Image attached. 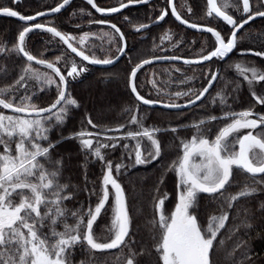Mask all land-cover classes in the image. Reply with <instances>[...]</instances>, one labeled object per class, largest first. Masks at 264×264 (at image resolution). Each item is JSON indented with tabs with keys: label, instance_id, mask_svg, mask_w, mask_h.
Listing matches in <instances>:
<instances>
[{
	"label": "snow or ice",
	"instance_id": "obj_1",
	"mask_svg": "<svg viewBox=\"0 0 264 264\" xmlns=\"http://www.w3.org/2000/svg\"><path fill=\"white\" fill-rule=\"evenodd\" d=\"M12 3L18 6L21 0H12ZM70 3L71 0H61L47 12L38 11L35 15H24L13 7L0 6V15L15 17L25 22V26L18 30L11 46L0 41V57L3 60L15 56L22 61L18 70L0 62V78H11L12 81L0 87V108L11 110L13 113L5 115L0 111V264H71L69 257L77 247L101 252L120 249L123 264H217L216 249L220 243L217 238L229 223L230 215L235 214L239 220L238 224L232 226L234 234L243 230L249 235L255 227L253 222L255 210L243 209L244 216L241 218L236 205L242 199L252 198L261 191L257 185H264V176L257 179L258 174H264V112H254L253 108L240 112L233 111L228 104V95L218 92L211 103L215 105L218 102L223 115L220 117L209 115L191 121L183 129L192 132L190 139L179 137L178 133L181 131L179 126L146 127L144 124L146 116L140 114L141 103L143 105L162 103L167 109L180 111L202 100L213 87V82L217 80L219 74V70L213 71L209 68L207 85L195 92L189 89L187 92L164 94L167 95V100H162L159 98L162 90L157 89V99L145 98L138 91L137 73L154 60L180 59L175 55L164 57L153 55L150 59L139 60L129 69L126 84L137 104L134 109H124L129 114L126 124L100 130L91 116H87V124L97 131L82 130L71 137L62 136L61 140L54 142L50 139L52 130L63 127L72 109L80 107L78 100L69 93V83L76 81L88 71L83 62L91 65H113L120 56L126 54L127 47L124 33L115 23L105 19H92V13H85L84 9H80V12L90 17L89 25L107 23L114 30L111 34L104 32L100 38L108 37V43L116 45L115 55L111 49L106 50L104 58L86 54L83 46L90 36L96 35L95 33L83 32L81 36L76 37L48 23L37 22L38 17L59 13ZM148 3L150 0L126 2L119 0L118 6L104 8L98 6L95 0H87V4L102 15L121 13L122 9H127L130 5ZM207 3L209 5L207 15L215 14L214 20L220 18L230 26L228 28L230 35H222V30L204 27L183 19L177 12L173 0H166L165 6L151 21V23L164 21L169 15L170 8L171 14L181 24L212 34L215 38L212 49L206 53L202 50L197 60H185L186 64L212 62L213 58L223 60L237 49V33L257 17L264 18V0H255V3L253 0H237L235 3L227 2L223 6H218L216 0H207ZM228 8L234 9L237 15L229 14ZM187 12H192L190 6ZM76 15L77 13H73V16ZM124 19L129 20L127 16ZM150 26L148 23L133 25L136 32L147 30ZM34 30L49 33L52 38H59V42L66 45L75 56L80 57L81 62L78 64L74 59L65 61L63 65L67 69L65 74L61 67L57 66L63 56L57 55L54 60L38 59L26 46V40ZM162 39L171 40V35L165 33ZM244 54L242 51L241 55ZM253 54L256 57H264V49ZM129 61L131 62V58ZM33 62L48 71H40L33 66ZM235 69L247 82L255 104L264 105V69L240 63L235 64ZM30 82L39 84L40 91L54 85L56 93L54 101L47 107H38L32 101L36 92L32 91L29 94ZM257 84L261 89L260 94L255 88ZM153 85L155 86V81ZM239 89L238 84L233 92L238 93ZM184 97L193 98L187 99L184 104L176 102ZM218 120L230 122L213 133L209 125ZM133 125L134 130L131 127ZM125 128L127 131H124ZM242 130L249 131L244 133ZM110 132L121 134L108 135ZM168 132L179 139L182 155L164 168L155 188L157 195L153 198V215L148 223L151 225V232L158 231V238L152 236L155 241L152 249L141 246L137 250L133 247L136 243L133 239L135 235L133 217L129 214L128 199L119 177L126 174L130 167L147 165L161 159L162 145L158 135ZM209 136L214 138L210 139ZM63 139L79 140L84 155L83 187L71 183L70 178L65 182L66 158L59 155L57 149V144ZM121 141H124L122 145ZM130 141L134 143L130 144ZM118 147H122L123 151L119 161L114 163L112 159L107 158L103 150L114 152ZM89 163H98L100 166L101 182L98 188L95 184L89 187L90 182L87 179ZM234 169L251 174L253 184H245L232 194L228 190L233 187L230 181ZM168 172H173L176 177L177 195L174 210H166L165 201L168 199V193H160V186L164 185ZM81 193L87 195L86 211L84 203L74 210L69 209L67 202L74 200ZM201 199H206L209 204L214 205L218 213L209 214L205 211L203 222L199 219ZM109 211L111 212L109 236L101 240L94 234L93 226L102 213L107 217ZM259 211L264 214V201L259 203ZM124 249L128 250L126 255ZM241 249H243L241 258L236 264H252L250 245L242 238L229 253L231 259L235 260L236 252Z\"/></svg>",
	"mask_w": 264,
	"mask_h": 264
},
{
	"label": "trees",
	"instance_id": "obj_2",
	"mask_svg": "<svg viewBox=\"0 0 264 264\" xmlns=\"http://www.w3.org/2000/svg\"><path fill=\"white\" fill-rule=\"evenodd\" d=\"M100 5L103 2L104 6H111L113 2L109 0H96ZM193 8V14L190 15L186 12H183L179 7V2L176 0V7L180 15L184 19H188L190 22L197 23L198 25H204L216 28V30H222V35L228 34V28L224 22L218 20H210L208 18V7L206 0H188ZM61 0H21V3L17 6L12 3V0H0V6H9L13 7L14 10L21 12L24 15H35L38 11L49 10L52 7L57 6ZM161 2L166 3V0H156L154 4H159ZM227 2H237V0H218L219 6H223ZM255 3V0H253ZM153 4V5H154ZM151 6L144 7L150 8ZM80 9H84L85 13L87 10H90V7L83 1H77L72 4V6L64 13L59 16L53 17L51 19H43L39 22L47 23V21H53V23H48L50 26L56 27L58 30L64 33H81L86 31L89 28L86 24V19L89 17L85 13H81ZM87 9V10H86ZM144 9V10H145ZM135 10V9H133ZM147 10V9H146ZM132 10H129V12ZM227 11L229 14L234 16L237 13L234 12V9L228 8ZM73 13H77L76 16H73ZM149 13L145 12L144 15L148 16ZM164 25L171 26V28H180L186 31L188 34H194L181 26H179L170 16V14L165 19ZM80 25V27H77ZM25 26V24L13 19L4 17L0 19V41L7 42L9 46L14 41L18 34V30ZM161 26H158L154 29L155 32L159 31ZM128 43V51L124 58L114 67L108 69H99L88 67V71L84 75L77 79L76 81H71L69 83V93L70 95L77 99L79 102V108H73L69 118L66 120L63 127L55 128L50 133V139L54 142L61 140V137H71L75 133L84 131H97L93 129L86 122V117L91 116L93 122L99 125V129L103 130L106 127L115 128L119 124H126L129 119V114L124 111L125 108L134 109L137 101L133 98L130 93V89L127 87L126 80L129 73V69L137 63L139 60L150 57L147 55L151 50V36L146 40L139 41L136 39L137 36L132 34L130 39L128 38V33L124 31ZM158 34H156L157 36ZM204 35V34H201ZM262 37L264 36V19L255 21L248 26H246L238 35V45L233 56L227 61L214 60L208 64L199 67H185L177 65L182 71L197 70V78L199 79L196 84L197 87L193 90L195 92L198 89H201L203 86L207 85V76L209 68L213 71L219 70V76L216 83L214 84L211 91L208 93L206 98L195 108L191 110H186L183 112H168L161 109H150L140 105V114L146 116L144 118V124L146 127L157 126L160 128H169L177 127L181 128V131L178 133L180 138L190 139L192 132L183 130L191 121L199 120L200 118H206L209 115L222 116L223 111L221 106L217 102L215 105L211 103L212 98L216 96L218 92H223L228 95V104L231 105V110L240 112L253 108L254 112H264V105H256L255 100L249 91L246 82L236 75L233 71L229 69V64L234 60H246L250 64L256 66L257 68L264 69V57H256L255 55L249 54L240 55L238 51L243 48L249 38L253 37ZM204 37L209 38L211 47H213L214 40L211 36L204 35ZM243 37V39H241ZM102 43V42H101ZM94 46V54L98 56H103L108 49L114 48V44H101ZM60 44L59 39L51 37V34L41 32L36 30L33 33L29 34V37L26 40L27 50H29L33 55L37 56L38 59H48L54 60L57 55H62L61 47H57ZM96 44V43H94ZM90 45V44H89ZM263 45V44H262ZM102 46V47H99ZM92 49V46H89ZM263 47L260 45H254L251 49H257L253 51H258V49ZM69 54L70 58L74 59V56L70 51H65ZM113 53V52H112ZM115 55V51L113 53ZM188 56L187 54L182 55V57ZM131 58V62L129 61ZM0 62L6 63L9 67H15L17 70L22 64L20 58L13 56L8 60H3L0 57ZM58 67H61L62 72L65 73L66 68H63L59 63ZM155 66H172V64H159ZM183 67V68H181ZM169 72V76H172V68H160ZM145 70H142L137 77L138 91L145 98L157 99V90L155 91H145L140 85L141 76ZM117 76V81L114 83L110 82V76ZM160 90L162 92L164 89H170L171 92L178 91L180 86H171L167 83L169 77L165 76ZM182 78V76L180 77ZM176 81V79H174ZM173 81L174 83H176ZM11 78H0V87H4L7 84L11 83ZM240 85L238 93L233 92V89ZM187 87L183 88L185 91ZM22 94V93H21ZM55 89H45L44 91L38 92L35 96L32 97L33 103L38 107H47L55 99ZM162 100H167V95L164 93L159 97ZM193 97H186L183 100L179 99L178 103L182 104L186 102L187 99ZM227 110V109H225ZM0 111L4 112L5 115H12L13 113L10 110H4L0 108ZM230 121L218 120L213 121L209 127L212 128V132L215 133L220 127H223L225 123ZM133 130L135 126H131ZM127 131V128L124 129ZM259 131V130H257ZM121 133L110 132L108 135H120ZM255 134V133H254ZM206 135H208L206 133ZM210 139H213L214 136H209ZM158 139L161 140L162 145V157L159 160L153 161L147 165H141L136 167H130L128 172L119 177L121 184L124 187L126 197L128 199L129 214L133 217V232L135 235L133 239L135 244L133 247L137 250L141 246H147L149 249H152L155 241L152 239V236L155 235L158 238V231L151 232V225L148 223L153 215V198L157 195L155 188L157 187L158 178L162 175L164 168L176 160L182 152L180 150L179 139L176 138L171 132L159 134ZM124 141H121V145ZM134 143V142H129ZM57 149L59 155H63L66 158V167H65V182L67 178L71 179V183L84 186V170L82 165L84 164V155L80 148L79 140H70L63 139L61 143L57 144ZM238 150V148H237ZM107 158L112 159L113 162H118L122 154V147H118L114 152H109L108 150H103ZM127 162V160H126ZM116 175V173H114ZM264 174L257 175V179H260ZM87 179L90 182L89 187L92 184H95L97 188L101 182V172L100 166L98 163L93 164L89 163L87 168ZM233 184L228 191L232 194H235L240 190L245 184H253V179L251 174L243 173L241 171L235 170L233 173V178L230 181ZM176 177L173 172H168L165 178L164 185L160 186V193H168V199L165 201L166 210H174V201L176 200L177 190L175 187ZM257 187L262 190L259 191L254 197L247 200L242 199L236 205V209L240 210V216L243 218L244 212L243 209L251 208L255 210L254 217V229L251 230L249 235H246L243 230L239 233L232 232V226L239 223V220L236 219L235 214L230 215L229 223L226 224L225 229L221 230V233L218 235L219 246L216 249V261L217 264H236L241 258V252H236V259L232 260L229 256V253L234 249L235 245L242 238L247 240L250 248L251 255L253 257L252 264H264V214L259 211V203L264 201V185H257ZM206 194H202L205 196ZM95 202V197H93V203ZM84 203L86 211L87 209V195L86 193H81L74 200L67 202V207L69 209H76L80 207V204ZM111 203V201H109ZM201 215L199 219L201 222L204 221L205 211L209 214L216 213L214 205L209 204L206 199H201ZM107 208V205H106ZM218 214V213H216ZM111 212L107 217L102 213L101 217L97 220L96 224L93 226L94 234L103 240L105 237L109 236L108 228L110 227ZM71 223V221H69ZM260 234L259 236L257 234ZM127 249H124V254H127ZM155 256L153 255V259ZM71 264H123V256L121 255L120 249H111L105 251H89L86 248L81 249L77 247L72 255L69 257Z\"/></svg>",
	"mask_w": 264,
	"mask_h": 264
},
{
	"label": "rangeland",
	"instance_id": "obj_3",
	"mask_svg": "<svg viewBox=\"0 0 264 264\" xmlns=\"http://www.w3.org/2000/svg\"><path fill=\"white\" fill-rule=\"evenodd\" d=\"M109 1L113 2V4L111 6H106V7L116 6V5H118V2H119V0H109ZM178 2H179L180 9L183 12L188 13L187 12V8L189 6L191 7L190 2L188 0H178ZM164 6H165V3L164 2H161L159 4L156 3V4H154V5H152L150 7V9L152 8L151 9L152 11H154V12L157 13L155 16H152V20H154L156 18V16L159 13V10L162 7H164ZM188 14L190 15V13H188ZM191 14H193V8H192ZM132 16L134 18V21H131V23L129 22V24L131 25V28L133 30H135V28L133 27L134 24H138V23H149L151 21V20H149L148 16H146L144 14H143V17L141 19L135 13H132ZM208 18L210 20H212V21L214 20V16H208ZM215 20H218V19L215 18ZM218 21L223 22L221 20H218ZM164 22H166V20H164L163 23L160 25L161 26L159 28L160 30L151 35V39L150 40H152V41L150 43L151 44L150 46H151V48L154 49V50L152 49V51H153L152 54L153 55H159V56H168V55L172 56V55H175V56H178V57H182V55L187 54L188 56H186L184 58H188V59H198L199 56L202 54V50H203L204 53H206L207 51H209V50L212 49L209 38L204 37V35L196 34V33H194V34H188L183 29H180V28H171V26L164 25ZM47 23H53V21H47ZM224 24H225V22H224ZM145 31L146 30H141L140 32H136L138 34V38H140V39L142 38L141 40H146L147 39L146 38L147 36H146V32ZM89 32L90 33H95L96 35H93V36H90L89 37L88 41L83 46V50L85 48H89V46H91V44H93V46H94V43H97V42L98 43L95 44L96 46L99 44V42L100 43L103 42L105 44H109L108 43V37H103V39L100 38L101 36H103V33L105 31L100 30V31H95V32H93V31H89ZM106 32H108L109 34L112 33L111 31H106ZM165 33H168V34L171 35V40L162 39V37H164ZM82 34L83 33H79V36H81ZM156 34H158V35L156 36ZM79 36H76V37H79ZM55 39H58V38H55ZM241 39H243V37ZM157 45H159V47H157ZM254 45H259V46L261 45L263 47L262 49H264V36H262V37H259L258 36V37L249 38V40L245 44H243V48L240 49L238 51V53L241 55V52L243 51L245 53L244 55H247V56L249 54L254 55L253 53L255 51H253V50H257V49H251V51H248ZM55 46H57V44H55ZM114 46L116 47L115 44H114ZM57 47H61L62 48L61 49V53H62L61 56L64 57L57 64L60 63L62 65V67H63L65 61H71L73 58H70L69 57V54H67L65 52L66 50L69 51L67 49L66 45H63L62 43H60ZM115 47L113 49L110 48L111 49V52L114 53ZM262 49L259 48L258 50H262ZM93 50H94V48H92L91 50H88V51L91 52L92 54H94V51ZM233 54L231 56H229L228 58L223 59V61L229 60L233 56ZM153 55H151L148 58H151ZM96 56L98 58H104L105 54L103 56H98V55H96ZM74 60L78 64L81 62V60H79L75 56H74ZM236 63H240V64H242L244 66H254V65L250 64L249 61H246V60L245 61L244 60H234V61H232L229 64V69L231 71H233L236 75H238L242 79H243V77L240 76L238 74V72L236 71V69H235V64ZM85 65L88 66L87 64H85ZM33 66L36 67V68H39L40 71H42V72L48 71L47 69L43 68L40 65H36V64L33 63ZM160 68H172V71L171 72L173 73V75L172 76H169V72H167V71H165L163 69H160ZM176 68H180V67L177 66V64H172V66H168V67L155 66V67H150V68L143 69L145 71L142 74L141 81H140V85L142 86V89L143 88L146 89L145 90L146 92L149 91V90L150 91H152V90L155 91L157 89H160V86L162 85L161 82L163 81V79H167V78H164L165 76H167V77H169V80L167 81L168 84L170 83L171 86L173 85V86H180L181 87V88L178 89L179 92H187L189 89L194 90L197 87L196 84L199 81V79L197 78V74H196L198 71L197 70H191V69H188V71L186 70L185 72L182 71L181 69H179V71H176ZM181 68H183V67H181ZM63 70H65V69H63ZM63 70H61V71H63ZM66 72H67V69L65 71V74H66ZM181 76H182V78H180ZM81 77H79L78 79H80ZM137 77H138V75H137ZM188 78H191V79H188ZM70 79L71 78H69V80ZM174 79H176V81ZM109 81L112 82V83H114L115 81H117V76H115V75L110 76ZM153 81H155V86L153 85ZM173 81H175L176 83H174ZM246 84H247V82H246ZM184 87H187V89L185 91H183V88ZM247 87H248V85H247ZM39 88H40V85L39 84H37L35 82H30V92H29V94H31L32 91H35L36 94L38 92H41L39 90ZM51 88L52 89H55V86L53 85ZM51 88H45V89H51ZM255 88H256L257 93L260 94L261 93V89H260L259 84H257L255 86ZM178 91L171 92L170 89L168 88V89H164V91L162 93H164V94H174V93H176ZM185 98L186 97L181 98V100L184 101ZM247 131H249V130H242V132H244V133H246ZM237 148H238V146H237ZM110 201H111V197H110Z\"/></svg>",
	"mask_w": 264,
	"mask_h": 264
},
{
	"label": "water",
	"instance_id": "obj_4",
	"mask_svg": "<svg viewBox=\"0 0 264 264\" xmlns=\"http://www.w3.org/2000/svg\"><path fill=\"white\" fill-rule=\"evenodd\" d=\"M75 1H78V0H71L70 5L65 6V8H64V9H61V11H60L59 13H54V14H50V15L43 16V17H38V18H37V22H39L40 20H43V19H51V18H53V17L59 16L60 14L64 13L69 7H71V5H72ZM83 1L87 2V0H83ZM154 1H155V0H150V3L154 2ZM206 2H207V0H206ZM216 2H217V0H216ZM150 3H148V4H135V5H130L127 9H129V8H134V7H142V6H146V5H149ZM173 3H174L175 6H176V0H173ZM217 5H218V2H217ZM218 6H219V5H218ZM207 7H208V10H209V5H208V3H207ZM127 9H122V10H121V13L124 12V11H126ZM93 10H94V9H93ZM47 11H48V10H45L44 12H47ZM94 11H95V10H94ZM169 12H170V15H171L172 19H173V20H174L179 26H181L182 28H184V29H186V30H188V31H190V32H192V33H196V34H204V35L211 36V37L215 40V38L212 36L211 33L202 32V31H200L199 29H191V28H189L187 25H183V24H181L178 20H176L175 16H173V15L171 14V10H170V8H169ZM177 12H178V11H177ZM95 13H97V12H95ZM178 13H179V12H178ZM97 14H98L99 16H101V17H112V16L118 15V14H120V13H115V14H110V15H102L101 13H97ZM213 16H215V14H213ZM4 17H6V16L0 15V19H1V18H4ZM8 18H13V19L19 21V19H18V18H15V17H8ZM182 18H183V17H182ZM183 19H184V18H183ZM216 19L221 20L220 18H216ZM261 19H264V18L257 17L254 21H250L249 24H251V23H253V22H255V21L261 20ZM221 21H222V20H221ZM19 22L25 24V22H22V21H19ZM29 23H33V22H29ZM249 24H248V25H249ZM248 25H245V27L248 26ZM201 26H204V25H201ZM204 27H209V26H204ZM242 30H243V29H241L240 32H241ZM34 31H36V30H34ZM240 32L237 33V37H238V35H239ZM58 39H59V38H58ZM66 47H67V46H66ZM235 50H236V49H234L233 52H234ZM69 51H70V50H69ZM126 51H127V47H126V49H125V52H126ZM233 52H232V53H233ZM232 53H230L229 56H231ZM71 54H73V53H71ZM125 55H126V54H125ZM125 55L120 56V58H119V59L115 62V64H113V65H91V64H88L86 61H85L84 63L87 64V65L90 66V67H93V68L108 69V68H112V67H114L115 65H117V64H118V63L124 58ZM73 56H75V54H73ZM229 56H228V57H229ZM75 57L78 58L79 60H81L80 57H78V56H75ZM161 57H164V56H161ZM228 57H225L224 59H226V58H228ZM214 59H216V58H213V60H214ZM185 60H197V59H188V58H182V57H180V59H177V60H167V59L154 60L153 63H151V64H149V65H145L141 70L145 69V68L148 67V66H151V65H159V64H177V65H182V66H202V65H205V64L210 63L209 61H204V62H202V63H200V64H196V63H193V64H186V63H184ZM33 63L35 64V62H33ZM138 73H139V72H138ZM138 73H137V75H138ZM218 76H219V74H218ZM217 78H218V77H217ZM216 81H217V80H216ZM216 81L213 82V86H214V84L216 83ZM212 88H213V87H212ZM212 88L209 89V92L211 91ZM209 92H208V93H209ZM208 93L205 94V96L202 98V100L197 101V102H196V105H190V106H188L187 108L182 109V110H180V111H177V110H175V109H167V108L164 107V105H163L162 103L155 104V105H143V104L141 103L140 105H142V106H144V107H146V108H150V109H161V110L168 111V112H183V111H186V110H191V109L195 108L196 106H198V105H199V104H200V103L206 98V96L208 95ZM131 95H132V94H131ZM132 96H133V95H132ZM133 98H134V96H133ZM134 99H135V98H134ZM182 104H184V103H182ZM258 175H259V174H258Z\"/></svg>",
	"mask_w": 264,
	"mask_h": 264
},
{
	"label": "flooded vegetation",
	"instance_id": "obj_5",
	"mask_svg": "<svg viewBox=\"0 0 264 264\" xmlns=\"http://www.w3.org/2000/svg\"><path fill=\"white\" fill-rule=\"evenodd\" d=\"M78 1H83V0H78ZM105 1V0H104ZM156 1V0H155ZM154 1V2H155ZM75 2H77V1H75ZM74 2V3H75ZM83 2H85V1H83ZM95 2L97 3V5L98 6H100V7H104V8H108V7H106V6H104L103 5V2L101 3V5L95 0ZM126 2V1H125ZM154 2H152V3H150L149 5H146V6H142V7H134V8H129V9H127L126 11H124V12H122V13H120V14H118V15H115V16H112V17H101V16H99L97 13H95V11L91 8V6L90 5H88L87 4V2H85L89 7H90V10H87L86 11V13L87 12H91L92 13V19H105V20H107V21H109L110 23H115L116 25H117V27H119L120 29H121V31L124 33V31L125 32H127L128 33V38H129V40H131L130 39V36H132V34H134L135 36H137L136 37V39H140V38H138V34L136 33V31L135 30H133L132 28H131V25L129 24V21H134V18H133V16H132V13H135V14H137L138 15V17H140V19L143 17V14H145V12H147V13H149L148 14V18H149V20H151L152 21V16H155L157 13L156 12H154V11H152L150 8H144V7H147V6H152L153 4H154ZM72 6V5H71ZM116 6H118V5H116ZM133 9H135V10H133ZM145 9V10H144ZM129 10H132V11H130L129 12ZM169 10V9H168ZM169 14H170V12H169ZM125 16H127V17H129V20L128 21H126L125 19H124V17ZM171 16V15H170ZM167 18V17H166ZM165 18V19H166ZM90 19V17H88L87 19H86V24H87V26L89 27V28H87V30L86 31H83V32H89V31H93V32H95V31H100V30H102V31H111L112 33L114 32V30H112L110 27H109V24H103V25H98V24H92V25H89L88 24V20ZM151 21L148 23V24H151V26H150V28L149 29H147L145 32H146V38H148V37H150L152 34H154L155 33V31H154V29L156 28V27H158V26H160L162 23H163V21H160V22H158V23H151ZM148 22V21H147ZM83 32H81V33H83ZM71 35H73V36H79V33H71ZM125 36V35H124ZM142 39V38H141ZM141 39L139 40V41H141ZM125 40H126V42H127V39H126V36H125ZM98 43V42H97ZM96 43V44H97ZM100 43V42H99ZM101 44H103V42L101 43ZM109 45L110 44H108V47H109ZM91 46H93V44H91ZM94 46H96L95 44H94ZM94 46L92 47V48H94ZM99 47H102V46H99ZM152 49L153 48H151V50H150V52L147 54V55H153L152 53H153V51H152ZM85 50V52H86V54H92L91 52H89L88 50H91L90 48H85L84 49ZM107 50H108V48H107ZM154 50V49H153ZM127 51H128V43H127ZM127 51H126V53H127ZM236 51V50H235ZM235 51L233 52V53H235ZM232 53V54H233ZM231 54V55H232ZM150 59V58H149ZM214 60H217V59H214ZM213 60V61H214ZM220 61H223V60H220ZM225 61H227V60H225ZM224 61V62H225ZM150 67H153V65H151V66H148V67H146V68H150ZM185 67H190V66H185ZM193 67H199V66H193Z\"/></svg>",
	"mask_w": 264,
	"mask_h": 264
}]
</instances>
